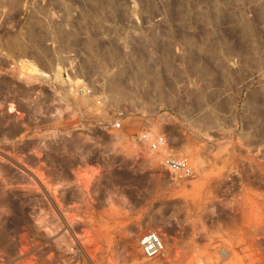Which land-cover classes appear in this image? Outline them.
Listing matches in <instances>:
<instances>
[{
    "label": "rangeland",
    "instance_id": "rangeland-1",
    "mask_svg": "<svg viewBox=\"0 0 264 264\" xmlns=\"http://www.w3.org/2000/svg\"><path fill=\"white\" fill-rule=\"evenodd\" d=\"M119 112L193 176L90 129ZM24 139L0 238L55 236L59 264H264V0H0V142Z\"/></svg>",
    "mask_w": 264,
    "mask_h": 264
},
{
    "label": "built area",
    "instance_id": "built-area-1",
    "mask_svg": "<svg viewBox=\"0 0 264 264\" xmlns=\"http://www.w3.org/2000/svg\"><path fill=\"white\" fill-rule=\"evenodd\" d=\"M77 93L85 96L90 95L86 90V84L78 87ZM113 121L110 124L90 127L100 135L120 139L122 136L127 138L134 146V155L140 157L146 154H155L159 157V165L169 174L173 180H189L193 176V169L190 166L188 158L181 153L170 149L166 143L159 137H154L148 130H134L127 132L123 126L124 115L119 112L114 114ZM27 125L24 123L23 130ZM97 129V130H94ZM112 132H120L117 135ZM0 142V197L9 194H18L23 197L27 193L26 180L30 170L27 167L26 146L29 141L21 140L18 143L11 144ZM37 143V141H35ZM16 145V146H15ZM21 151H17V150ZM30 155V153H29ZM33 178L38 180V176L31 172ZM32 178V177H31ZM31 194H39L37 190H29ZM3 207L0 206V211ZM69 231L66 230L65 250L68 258H72L73 244L68 237ZM57 237L50 236L26 237L12 236L0 238V264H59L57 254ZM49 249L45 256L43 252ZM137 248L145 260H155L164 255L165 244L160 233L148 231L142 234L137 240ZM70 251V252H69ZM68 263V261H67Z\"/></svg>",
    "mask_w": 264,
    "mask_h": 264
},
{
    "label": "bare ground",
    "instance_id": "bare-ground-1",
    "mask_svg": "<svg viewBox=\"0 0 264 264\" xmlns=\"http://www.w3.org/2000/svg\"><path fill=\"white\" fill-rule=\"evenodd\" d=\"M54 76H55V77H54L55 79H58V78H59L58 73L55 74ZM59 79H60V78H59ZM60 80H61V79H60ZM60 80H59V81H60ZM60 82H61V81H60ZM4 86H5V89H4V88H3V89L6 90V93H8L7 91L9 90V86H8L7 84H5ZM4 86H3V87H4ZM22 100H23V99H22ZM21 103H22V102H21ZM5 105H6V104H5ZM23 105H24V103H23ZM26 105H27V104H26ZM26 105H25V106H26ZM9 106H10V105H9ZM34 106H35V105H34ZM7 107H8V106H7ZM11 107H12V106H11ZM11 107H10V109H11ZM22 107L24 108V106H22ZM35 107H36V106H35ZM25 108H26V107H25ZM31 108L33 109V107H31ZM36 108H37V107H36ZM32 109H31V110H32ZM33 110H34V109H33ZM34 111H36V109H35ZM7 112H8V111H7ZM20 123H21L20 127L23 128V126H24V122L21 121ZM92 174H93V171H91L90 169H86V177H87V179H88V178L90 179L91 176H92ZM87 181H88V180H87Z\"/></svg>",
    "mask_w": 264,
    "mask_h": 264
}]
</instances>
